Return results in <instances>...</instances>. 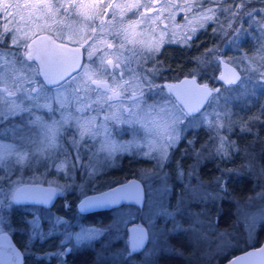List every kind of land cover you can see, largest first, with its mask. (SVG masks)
<instances>
[{
  "label": "rangeland",
  "instance_id": "obj_1",
  "mask_svg": "<svg viewBox=\"0 0 264 264\" xmlns=\"http://www.w3.org/2000/svg\"><path fill=\"white\" fill-rule=\"evenodd\" d=\"M8 3L11 4V7H8ZM61 3L65 4V8L60 9L58 14L50 17L45 14L48 9L43 8L42 5L32 7V5L38 4V0H0V11L8 7V11L14 13L16 19H20L21 16L27 17L29 14H32L33 19L40 17L37 22L42 26L44 25V21L47 20L48 25L51 26V31L47 32L53 37L59 36L61 32L67 36L70 33V28L66 25H69L71 26V31L76 33V35H74V39L76 40L87 38L91 32V28H96L98 40L112 43L116 45L117 48H119L122 42L125 43V47L119 49L117 52H114L112 49H106L104 43H99L97 45V54L91 59L85 51L86 59L83 64L92 68H95L96 65L99 64L101 55H106L107 59L115 60V56L119 55V52H123L124 56H130V49H135L138 52V49L141 47L148 50V46L157 44L159 48L166 40H179L183 42L186 35H192L191 28L195 27L196 32L197 29L200 28L199 23L202 21H200L199 17L203 14H210L205 13L204 10L210 8L215 9L218 6L217 4L214 6L211 0H189L187 7H185L184 0H159V3L154 6L159 9V11L152 13L147 12L144 6L130 11L128 5L133 3V0H114V4H119L120 7L114 6L111 9H107L108 14L102 16L99 8H92L90 6L69 9L65 0H52V10L55 11ZM140 4L149 7L153 6L151 0H140ZM171 4H180L181 7L173 8L170 7ZM25 5H28V7H24ZM219 7L221 10L217 11L215 14V21L217 20L216 28L224 35L225 42L213 49L215 50V57L212 60L214 63H218V72H220L221 63H219L218 58L219 55L222 54L225 59L234 62L242 70L244 78L241 81L242 88H240V90L233 88L235 91L233 93L239 94L235 99H233V97L228 98L229 106H226V108L220 105L222 102L221 95L226 93L225 90H223L220 91L219 96L215 94L213 96L214 98L210 99L209 105L197 115H188L183 110L184 115L179 116L180 123L177 126L179 137L184 130L189 127L193 129L203 127L202 129L209 134L208 138L204 140L205 143L203 147L204 151L207 153L204 157H210L211 154H216L215 149L219 143L220 137L226 138L227 141L234 145V147L229 149V151H232V149L237 148L236 140L232 135H238V133H243L245 130L252 131L255 127L252 126L254 123L261 127V124H264L263 121H259L262 120L261 117H251L254 109L252 105L258 101L257 99L260 98V96L263 97L260 106L262 107L264 103V4H260L258 7L256 6L253 9L255 12H253L251 17L245 14V12H250V10L248 11V8H246L239 10L238 16L232 19H229L231 13L223 11V9L229 7H226V5H220ZM187 8H191V11H188ZM237 11L236 8L232 7V12ZM133 12H136V15H133ZM141 12L145 13L144 17L139 15ZM169 15H171V19L167 18ZM157 16L165 17L159 25L153 23ZM88 17H90V19ZM246 17L248 21H246ZM53 20L63 21V23L53 24ZM141 20L143 21L142 23H137L133 27H129L130 21ZM226 20L227 22H225ZM102 21L104 28L101 32L100 26ZM208 22L210 21L204 22V26ZM3 23V16H0V32H3ZM229 23L232 24V28H229ZM165 25L167 27H165ZM20 27H24V25L21 24ZM123 28H128V32L124 33L121 31ZM233 29L239 30L238 36ZM125 36H127V40H125ZM6 39L11 43V37L7 33L0 36V43L6 41ZM27 43L31 44L30 40L27 41ZM21 45L23 50V43H21ZM1 49L6 53L7 50L5 48L1 47ZM224 50L230 51L229 55L224 54ZM137 59L139 58L137 57ZM7 60H11V58L8 56ZM93 60L96 61V64L92 63ZM13 67L16 66L9 67L5 62H0V71L6 74H12ZM131 67L137 71L146 68L144 61H142L141 64H137L136 60H134V63L132 62ZM158 76L159 74L155 76L154 83L160 85L161 88L153 89L151 92L145 94L146 103L142 105L143 110H136L134 116L136 122L134 124L117 122L112 119L107 121L104 120L105 114L111 115L113 113L119 115L121 120L128 119V114L126 112H119V106L111 111L105 106L102 110L93 109L91 111L79 112L77 108H79L80 105H78L74 99H71V102L68 103L64 109H61L59 105H53L52 111L46 108L35 109L36 112L33 113V119L30 114L29 118H26L22 125L29 134L28 140L30 141H27L28 143L30 142L29 145L33 143V148L30 149L29 146L26 145L22 151L31 153L36 158L38 166L42 165L44 167L42 164V159L44 157L51 156L50 159H55V155L57 154L56 149L60 146V144H58L59 140L64 137L67 139L68 137H73V132L69 124L74 128L77 126V119L95 116L97 127L93 129L94 135H85L80 145L78 142L74 144L76 148L77 145H79L81 155L87 154V158L91 157L87 159V163H83L84 165L91 164L92 167L97 166L98 170H100L117 162V155H122L124 152H129L131 154H133V152L153 153L154 157H162V153L166 151L168 157L169 150L176 145L177 141L171 146L166 143L168 136L171 134L168 131L167 125L172 123L171 117L178 114L177 109L181 107L164 85L157 80L159 78ZM93 78L101 80L106 79V77L103 76ZM125 79H130V77L125 76ZM10 83L9 81V84ZM3 87L4 85L0 84V88ZM92 99H96V96L92 95ZM14 103L20 104L21 100L16 99ZM41 103H43V101H41ZM23 104L27 106L26 104H28V101H23ZM125 104L131 107L130 102L125 101ZM9 107H11V105H6L3 110L7 113ZM41 112L43 113L41 114ZM62 113L64 116H72L74 119L69 120L68 123L61 124ZM212 113H219L221 115L219 124L224 125L223 127H209V122L212 121V116L210 114ZM259 113L260 111L256 110V114ZM22 114L23 112L5 115L4 119L0 120V170L2 171L9 169L12 173L18 171L20 174L24 166H28L27 164H17L16 157L11 151L13 148L19 147L20 139L17 140L9 137L11 134L9 135L8 131L21 128L15 125H10L8 128L10 123L6 124L7 120H12L11 118L13 117H19V115L23 117ZM36 117H40L38 122H35ZM212 122L214 124L216 123L215 121ZM100 124H104L107 131H105L104 128H100ZM66 128L68 130L64 132L65 134L60 135V132ZM38 133L46 134L48 144L44 143L43 145L38 141ZM66 155L68 156L63 150L60 151V157H63L61 158L62 161L65 159ZM33 164L36 167V162H33L32 166ZM81 169L85 170L83 167H81ZM160 170V168H153L143 175L146 178L144 184L147 191L145 205L143 207L124 205L114 208L112 210L111 219L108 224H106L107 226L105 225L103 228L95 224H81L74 228L73 226L76 220L72 222L71 219H67L59 214L56 215L47 208L41 212L39 211V219L37 218L36 221L32 223V227L40 229L43 221L49 218L48 223L50 226L54 227L57 231L59 230L62 234V250H64V247L67 245L78 248V246L89 244L99 239L102 240L101 246H103V250H99L100 257L107 263L148 264L151 253L153 255V253L156 254L161 249L168 250L170 247L168 243L165 244L170 239L166 241L159 236L160 232H165L164 228H162L163 220H160L159 217H163V219L167 217L158 216L155 213L159 210L161 204H163L168 211H173V205H170L168 199L173 187L167 173H160ZM53 172L54 178L48 183L57 184L59 186V192L65 195L67 189L64 185L58 183V174L61 173L56 169H53ZM259 174L264 178L263 172ZM37 176L42 177V174L38 172ZM37 176L33 179L23 181L46 182L40 179L37 180ZM8 177H12V174H8ZM200 180V186L195 189L193 188L194 191H191L189 197H186L180 205V207L183 208V211L180 213L184 216L186 215L190 220L188 235L191 236V239H193L192 241L196 242L199 249L203 252H207L210 258L215 254L219 258L220 255L226 253V250L230 248V246H239L241 240H239L237 231L231 232L227 229L218 227V224L216 225L215 223L219 209L214 207V203L217 204L218 201L221 202L223 197V191L218 186L216 180L213 181V183L203 181L202 179H199V181ZM17 181L20 183L23 182L14 177L11 185L4 181L0 183V191L7 194L6 196L0 195V199L7 198L8 203L13 202L11 193L14 188L20 184L14 183ZM225 182L226 175L223 176L221 180L224 187L226 186ZM61 183H64V181ZM165 184L167 185L168 191L162 193L161 189ZM257 184L262 185V183ZM86 193H82L81 196ZM205 193L212 194L213 198H202ZM259 199L260 195L258 190L256 198L237 205L239 218L242 220L244 228L246 229L244 232L245 236L251 242L255 240L254 238H256L258 226L261 225L263 220L262 213L264 211V205L262 206V201ZM196 202L200 203L199 207L192 204ZM57 219H59V223L56 222ZM138 219H142L147 226V230H149L151 225V242H148L149 246L147 252L144 251L141 256L126 255V251L130 250L129 238L125 239L126 245L124 240H120V237L123 235L122 233L125 232V229L128 230L132 221ZM163 222L165 224L167 221ZM83 228L98 229L103 234L94 236L91 239L82 237L80 241L77 242L76 235L80 234ZM179 228L180 227H178V229ZM174 229L177 230V227ZM69 237H71V239H69ZM175 242L183 244L180 239H175ZM162 245L164 246L161 247ZM153 249L159 250L151 252ZM114 260H116V262H114Z\"/></svg>",
  "mask_w": 264,
  "mask_h": 264
},
{
  "label": "trees",
  "instance_id": "obj_2",
  "mask_svg": "<svg viewBox=\"0 0 264 264\" xmlns=\"http://www.w3.org/2000/svg\"><path fill=\"white\" fill-rule=\"evenodd\" d=\"M240 2L241 0H219V6L226 5V7H230ZM211 3L214 6L216 4L213 3L212 0ZM260 4L263 5L264 0H246V8H248V11L250 10V12H252L251 10H253L256 6L258 7ZM245 19L248 21L247 17ZM216 24L217 20H213L205 24L203 28H198L195 36L188 44L179 40H166L157 51L149 52L147 54V56H151V59L146 61L148 64H145V66L148 69L157 66L159 67V78L157 80L162 84L165 80H174L187 74H194L198 75L203 81H209L215 87L220 86L219 90H225L227 93L221 95L222 102L220 101V105L226 108V106H229V97H233V99L237 98L236 96H238L239 93H233L235 92L233 88H237L238 90L242 88L241 81L244 78V75L239 83L232 85H228L220 79L218 74V63H214L212 60L215 57V52L213 51L209 54V50H213L218 45L225 42V37L220 30L216 28ZM21 46L22 45H20V50L22 51ZM1 47L5 48L7 53L11 47V43L8 39H6V41L0 43V51H3ZM12 51H16V49L12 48ZM247 51L250 52L249 50ZM223 52L226 55H229L230 53L228 50H224ZM9 58L12 59L11 56H9ZM215 94L216 93L211 96L212 99ZM257 100L258 101L252 105L254 109L251 117H261L262 120L259 121L264 122V103L262 107L260 106L262 103L261 101H263V97L260 96ZM256 110L260 111V113L256 114ZM35 112V109L31 113L23 112V117L19 115V117L16 116L11 118L12 120H7L6 124L10 123L8 128L10 125H15L23 129V132L19 131L20 129L8 131V134H11L9 137L18 140L21 135H23L28 140L29 134L25 128L22 127V125L25 119L29 118L30 114L33 119V113ZM42 113L43 112H41V114ZM69 125L73 132V137H68V139L64 137L60 139L58 142L60 146L56 149L57 154L55 155L56 162L62 161L61 158L63 157H60V151L62 150L64 153L68 154L67 159L69 161H72L77 155H79L80 158L79 161H77V168L71 173V178L63 173L58 174V183L65 186L67 193L65 195L63 193L60 194L53 205H23L10 202L7 203V205L0 206V221L3 222V230L9 231L13 239L16 240L17 244L23 250L25 260L24 264H62V261L63 264H109L100 257L99 250H103V246H101L102 240L99 239L94 240L92 243L85 244L84 247L78 246V248L72 252L71 259H64L63 256L53 255L54 253L64 251L61 248L63 240L62 234L59 230L57 231L54 227L50 226L48 223L49 218L43 221L40 229L32 227V223H34L37 218L39 219V211L41 212L47 208L56 215L59 214L67 219H71L72 222L76 220V222H74V228L80 226L81 224H95L103 228L106 224H108V218L111 216L107 217L105 215H97L95 211L90 213L79 212L77 202L82 193L100 190L101 188L111 186L112 184L123 181L126 177L134 175L145 181L146 178L143 176L145 172L150 171V169L153 168H160V173L166 172L172 182V187L176 188V191L172 190L168 198L170 205H173L172 209L174 210L178 205L183 203L186 197H189L191 191H194L195 188L199 187L198 185L192 186V190L190 192L178 189L179 187H182L180 183L181 180H184L185 182H188L189 179L191 182L194 181V173L191 171L207 154L204 151L203 146L205 143L204 140L208 138L209 134L202 129L203 127H200L199 129H193L192 127L186 128L177 140L176 145L169 150V156L167 157L169 160L167 161L161 162V157H154L153 153L144 155V153L133 152V154H131L129 152H125L122 153V155H117V162L109 167L98 170V167L95 166L94 168L97 170L96 175L93 179L87 180L86 170H82L79 166V164H82L83 161L79 145L82 140H84V137L81 138L80 131L77 126L73 128L71 124ZM261 125L262 127L254 123L252 126L255 127L252 131L245 130L243 133H238V135H232V137L236 140L237 148L229 151V153H231V159H226L222 156L216 157L215 163L218 168L215 171H211L210 173V169L207 168V166H203L202 168L201 179L209 183H213V181H215L218 177L222 178L225 175L227 176V172L229 171L232 172V175L230 176H233L230 185H228V183L225 184L226 186L224 188L226 190L222 192L223 197L221 202L218 201L217 204L214 203V207L219 209L217 215H219V213L222 214L218 218L220 219L219 223L217 222L218 226L231 232L237 231L241 243L237 247L230 246V248L226 250V253L221 255L222 261L236 254L238 251L244 250V248H246L251 242L245 236L244 232L246 229L244 228L242 220L239 218L237 205L246 203L247 200L256 198L258 190L260 195L259 200L262 201L264 198V178H262L261 174H259L261 172L264 173V161H262L264 159V124ZM66 130L68 129H63L60 132V135L65 134L64 132ZM37 139L43 145L48 141L46 134L44 133H38ZM73 139L79 143L77 148L73 144ZM28 141H26V145L32 149L33 143L29 145L30 142L28 143ZM197 153H199V157H197ZM192 154L195 155V160H192V158L185 160V157L188 158ZM50 158L51 156H47L42 159L44 167L42 165L38 166V163L36 162V167L34 164L33 166H24L22 173L20 174L18 171L12 173L9 169V171L5 169V171L0 170V175L4 177V182L9 185L12 184L14 177L21 181L33 179L37 176L38 172L42 174V177L37 176V180L40 179L50 182L54 178L53 169H55L53 167V160ZM158 162L161 166H158ZM8 174H12V177H8ZM62 181H64V183H61ZM257 183H262V185ZM81 185H83V188L80 187ZM112 210H108V212H112ZM159 219L167 221L165 224L162 221V228H164L165 232H160L159 236L166 241L170 239L165 244L169 243L177 255L167 257L164 253L165 249H161L159 254L161 258L160 262L157 263L158 260L156 259L150 262V264H193V261L198 260L196 258L197 254L210 257L207 252H203L201 249L197 250L196 248L192 249L186 246L184 240H193L190 238L191 236L188 235L190 220L186 217V215L184 216L180 213L174 217H167L165 219H163V217H159ZM25 221L28 222L26 223ZM177 226L180 228L178 230L174 229ZM175 239H180L183 244L176 243ZM254 239L255 240L253 242L255 243H259L264 240L263 222L260 226H258L257 235ZM163 246L164 245L161 247ZM193 258L196 259L193 260ZM114 262H116V260H114ZM111 264H113V262H111Z\"/></svg>",
  "mask_w": 264,
  "mask_h": 264
},
{
  "label": "snow or ice",
  "instance_id": "obj_3",
  "mask_svg": "<svg viewBox=\"0 0 264 264\" xmlns=\"http://www.w3.org/2000/svg\"><path fill=\"white\" fill-rule=\"evenodd\" d=\"M152 7L141 5L140 0H133V3L128 5L129 10L136 9L140 6H144L147 12L155 13L159 9L154 6L159 3V0H151ZM185 7H187L189 0H184ZM213 3H216L218 6L215 9H206L205 13L199 17L201 23L199 27H204V22L215 20L216 12L220 11L219 0H212ZM65 3L68 5L69 9L71 8H83V7H92L99 8L100 14L107 15V9H111L114 6L120 7L119 4H114V0H65ZM42 5L43 8L48 9L45 13L47 16H54L58 14L60 9L65 8V4L61 3L58 5L55 11L52 10V0H38V4L32 5V7H38ZM106 5V7H105ZM235 7L238 11L232 12V7ZM227 9H223L225 12L231 13L229 19L235 18L239 14V10L246 9V0H241L240 3L234 4ZM8 7H11V4L8 3ZM8 7H5L0 11V16H3V32H0V36L7 33L11 37V47L8 52L0 51V62H5L7 66L13 67L12 74H6L3 71H0V84H3L4 87L0 88V120L4 119L5 115H13L18 112H29L31 113L34 109H48L49 111L53 110V105H59L61 109H64L68 103L71 102V99H74L75 102L80 105L77 108L79 112L91 111L93 109L102 110L105 106L111 111L112 109L118 107L120 113L126 112L128 114V119L121 120L120 116L116 113L111 115L105 114L104 120H116L117 122H123L128 124H134V116L136 110H143L142 105L146 103L145 94L151 92L153 89L161 88L160 85L154 83V78L159 74V67L153 68H142L140 71L131 67L133 60H136L138 64L142 63L143 54L137 52L135 49H130V56H124L123 52H119V55L115 56V60L107 59L106 55H101L99 64L95 68H92L88 65L82 64L80 62L81 48H83L88 57L91 59L94 55L97 54V45L99 43H104L106 49H112L114 52L119 51L125 47V43L122 42L117 48L116 45L112 43L105 42L103 40L97 39V29L91 28L90 34L87 38L82 40L74 39L76 33L71 31V26L66 25L70 28V33L65 36L63 32L59 36H41L40 33L44 31H51V26L48 25L47 20L44 21L42 26L37 21L40 17L33 19V15L29 14L27 17L21 16L20 19L15 18V14L8 11ZM24 7H28L25 5ZM170 7L180 8V4H171ZM188 11H191V8H187ZM255 12H245V14L251 15ZM133 15H136V12H133ZM141 17H144L145 13H139ZM90 19V17H88ZM114 18V13H113ZM165 17L157 16L153 23L159 25ZM171 19V15L167 17ZM143 21H130L129 27H133L137 23H142ZM227 22V20L225 21ZM53 24L63 23V21L53 20ZM191 23V22H189ZM23 24L24 27H20ZM34 26V27H33ZM165 27H167L165 25ZM104 24L101 22L100 30L103 31ZM229 28H232V24L229 23ZM124 33L128 32V28L121 29ZM236 31L237 36L239 35V30L233 29ZM192 35H186L184 37V43L188 44L196 33V28H191ZM22 34V35H21ZM56 39H60L63 43L57 44ZM31 40L32 43L29 44L27 41ZM127 40V36H125ZM23 43V50H20V45ZM46 43L49 46L50 54L47 52L41 51V44ZM70 44H79V47L73 48L69 47ZM12 48H15L16 51H12ZM150 52H155L158 50V44L148 46ZM215 50H209L211 54ZM49 55L59 58V62L55 67H53L52 62L49 58ZM11 56V60H7V57ZM140 56L141 59H137ZM147 59H151V56H147ZM199 59V58H197ZM39 61V63H36ZM93 64H96V61H92ZM111 66V67H109ZM106 77V79H94L93 77ZM125 76H129L130 79H125ZM220 79L225 80L229 85L236 84L240 80V77L235 74L232 70V78H226L221 76ZM9 81L11 82L9 84ZM184 84H192L199 92L203 93L201 99H206L213 92L219 96V89L209 90L207 86H196L195 80L184 81ZM170 91L175 89V86H169ZM19 94V95H18ZM91 94V95H89ZM92 95L96 96V99H92ZM20 99V104H15L14 101ZM23 101H28V105L25 106ZM43 101V103H41ZM125 101L130 102L131 107H128L125 104ZM6 105H11L8 108L7 113L3 110ZM152 107V106H149ZM196 108H190L189 111H196ZM176 115L171 117L172 123L167 125L168 131L171 133L168 136L166 143L171 146L175 141L179 139L178 128L177 126L180 123L179 116L184 115L183 109L178 108ZM212 121H215L214 124L212 121L209 122V127H223L224 125L219 124L221 115L219 113H212ZM74 119L72 116H64L62 113L61 124L68 123L69 120ZM40 117L35 118V122H38ZM96 117H81L76 120L77 126L80 129V136L83 138L85 135L92 136L94 135L93 129L96 126ZM100 128H104L107 131L104 124L99 125ZM19 131L23 132V129ZM27 138L23 135L20 137L19 147L13 148L12 154L16 157V163L19 165L31 166L33 162H37L36 158L29 152L22 151L26 147ZM77 141L73 139V144H76ZM234 147V145L227 141L226 138L220 137L219 143L215 149L216 154L227 157L229 155V149ZM148 155V153H144ZM199 157V153L196 154ZM167 158L166 151L162 153L161 159ZM79 155H77L72 161L67 159V155L63 161L53 160V167L60 173L68 175L71 178V173L74 171L79 161ZM80 167L85 168L87 173V180H91L96 175V169L89 165L79 164ZM158 166H161L158 162ZM182 175V173H181ZM86 180V182H87ZM222 178H216V182L222 191H225L224 184L221 183ZM4 181V177L0 176V183ZM14 183H20L19 181ZM83 188V185L80 186ZM59 188V186H58ZM57 189H50L49 197L51 193L55 192ZM62 190V189H61ZM33 191L32 189H16L11 193V199L19 204L22 200H27L28 194ZM125 191L124 188L112 189L110 192L103 193L99 197H88L82 201L80 205V211H88L91 208L99 207L103 205H114L120 202L123 199L120 196V193ZM168 188L165 184L162 187L161 192H167ZM0 195H7L0 191ZM142 192L139 186H136L135 199L137 203L142 201ZM202 198H213L212 194L205 193ZM8 200L0 199V206L7 205ZM182 203V202H181ZM183 211V208L178 205L173 211H168L167 208L161 204L159 210L155 213L158 216L164 217H174ZM26 223L28 221H25ZM59 223V219L56 221ZM10 226V225H9ZM151 228V225H150ZM149 230L144 228L137 227L133 229V239L131 242V255L132 252H136L145 247L146 242H151V234ZM178 230V226H177ZM3 231V222L0 221V232ZM103 234L98 229L92 228H83L80 234L76 235L77 242L80 239L88 238L91 239L94 236H99ZM71 239V237H69ZM63 245V242H62ZM71 251V250H68ZM259 253L264 257V248L259 250ZM53 255L63 256L67 255V252H57ZM248 257L253 256V253H247ZM39 258V257H38ZM13 258L11 256H6L3 251H0V264H10V261ZM244 258L238 257L236 260L230 261L229 264H240V261ZM63 264V261H62ZM264 264V260H262Z\"/></svg>",
  "mask_w": 264,
  "mask_h": 264
},
{
  "label": "water",
  "instance_id": "obj_4",
  "mask_svg": "<svg viewBox=\"0 0 264 264\" xmlns=\"http://www.w3.org/2000/svg\"><path fill=\"white\" fill-rule=\"evenodd\" d=\"M40 35L41 36H52L47 31L41 32ZM30 42L32 43L31 40ZM56 43L60 44V43H63V41L56 39ZM40 47H41L42 52H47L50 54L49 46L46 43L41 44ZM69 47L76 48V47H79V44H70ZM49 58L52 62L53 67H55L57 63L59 62V58L55 56H51V55H49ZM218 59H219V63H221V69H220V72L218 73L219 77L223 75L226 78H232V70H234L235 74L240 77V80L236 82V83H239L241 79L243 78L242 70L234 62H231L230 60L225 59L222 54L219 55ZM80 62L82 64L84 62V49L83 48H81ZM37 63H39V61H37ZM193 79L195 80L196 86L202 87L206 85L209 90L220 88V86L215 87L209 81L206 82V81L201 80L198 75H194V74H187L183 77L176 78L174 80L164 81L165 88L171 93L173 98H176L181 108L184 109L186 114H189V115H196L199 112H201L204 109V107H206L207 104L209 103L210 99L212 98L211 96L215 93L213 92L206 99H201V96L203 95V93L199 92L192 84L182 83L184 81H192ZM221 80L225 82V80L223 79ZM170 85L175 86V89L170 91L169 89ZM190 108H196L197 110L189 111ZM137 185L139 186L142 192V197H143L140 203H137L135 199V192H136ZM18 188L19 189L28 188V189L33 190L28 194L27 200H22V202L19 204L38 203V204H44V205L46 204L52 205L56 201L57 197L60 195L57 184L55 185L53 183H48V182L23 181L22 183L17 185L12 192H14ZM114 188L115 189H120V188L125 189L123 193L119 194L120 196L123 197V199H121L119 203L114 204V205H103L99 207H94V208L89 209L88 211H84L83 213H90L91 211H99L102 209L110 210V209H113V207L124 205V203L137 205L139 207H143L145 205L147 193H146L144 181L138 176L134 175V176L128 177L127 179H124L123 181L112 184L111 186L104 187L96 191H90L89 193L84 194L77 202L79 211H80V205L82 201H84L86 198L99 197L103 193L110 192ZM50 189H57V190L51 193V196L49 197L48 190ZM137 227H141L147 230V227L144 224V222H142V220H139L136 223H133L129 227L130 247L132 246L131 242L134 236V233L132 230L136 229ZM261 248H264V240L261 243H259V245L249 246L247 249L238 251L236 254L232 255L231 257L223 261L221 264H229L230 261L236 260L238 257L244 258L240 261V264H262V260H264V257H262V255L259 253V250ZM0 251H3L6 256H11L13 258L10 261V264H24L25 263L23 250L17 244L16 240L13 239L11 233L7 230H3L2 232H0ZM247 253H253V256L248 257Z\"/></svg>",
  "mask_w": 264,
  "mask_h": 264
},
{
  "label": "flooded vegetation",
  "instance_id": "obj_5",
  "mask_svg": "<svg viewBox=\"0 0 264 264\" xmlns=\"http://www.w3.org/2000/svg\"><path fill=\"white\" fill-rule=\"evenodd\" d=\"M138 52L139 53H142L143 54V60L142 61H144L145 62V64L147 65L148 63L146 62V61H148V59H147V54L150 52L149 50H145L143 47H141V48H139L138 49ZM138 58L139 59H141V57L140 56H138ZM138 59V60H139ZM133 63H134V60H133ZM137 63V62H136ZM138 64V63H137ZM164 85V84H163ZM165 87V86H164ZM125 153V152H124ZM99 155V154H98ZM83 156V161H82V164L84 163V162H88L87 161V159H89V158H91V157H89V158H87V154H83L82 155ZM100 156V155H99ZM192 156V157H191ZM191 156H189L188 158H186L185 157V160H189V158H192V160H195L196 158H195V155H191ZM217 156H220V155H217V154H211V156L210 157H204V158H202L203 160L202 161H200L198 164H197V166H195V168L191 171V172H193L194 173V176H193V180L194 181H190V179L188 180V182H185L184 180H181L180 181V183H181V186L182 187H179L178 189H180L181 191H185V192H190L191 190H192V186H200L199 185V183L201 182V180L199 181V179H201V172H202V168H203V166H207V168H209L210 170H209V172L211 173V171H215L218 167H216V163H215V159H216V157ZM226 159H231V153H229V155L227 156V157H225ZM167 160H169V158H164V159H160V161L162 162H164V161H167ZM262 161H264V159L262 160ZM97 162V161H96ZM86 165V164H85ZM96 165V164H95ZM228 165V164H227ZM191 172H190V174H191ZM227 176H226V182H225V184H227L228 183V185H230V182H231V179L233 178V176H230V175H232V172L231 171H229V172H227ZM230 176V177H229ZM129 177H131V176H129ZM128 177H126L125 179H127ZM124 180V179H123ZM263 183H264V180H263ZM172 190H174V191H176V188H173ZM192 204H195L197 207H199L200 206V203L199 202H196V203H192ZM261 204H262V206L264 205V198H263V200H262V202H261ZM124 205H131V204H127V203H124ZM124 205H121V206H124ZM78 206V205H77ZM121 206H118V207H121ZM132 206H134V205H132ZM136 206V205H135ZM134 206V207H135ZM113 208H116V207H113ZM110 210H112V209H110ZM92 212V211H91ZM96 213H97V215H105V216H111L110 214H112L113 212H108V210L107 209H102V210H99V211H95ZM220 215H222L221 213H219V215H217V217H216V225H217V222L219 223V221H220V219H218L219 218V216ZM262 217H263V220H262V222L264 223V211H263V213H262ZM111 219V217H109L108 218V220H110ZM139 220H142V219H138V220H133L132 221V223L130 224V226L133 224V223H136L137 221H139ZM143 222V221H142ZM261 222V223H262ZM129 226V227H130ZM218 226V225H217ZM129 227H128V230H126L125 229V232H123L122 234V236L120 237V240H124V243L126 244V241H125V239H127V238H130V234H129ZM219 227V226H218ZM191 238V237H190ZM184 242L186 243V246L188 247V248H196L197 250H199V247H198V245L196 244V242H194V241H191L190 239H186V240H184ZM262 242V241H261ZM255 242H250V244H248L247 245V247L246 248H244V249H247L249 246H255V245H259V243H255ZM169 244V243H168ZM127 245V244H126ZM129 246V245H128ZM148 246H149V244H148V242H146V245H145V247L144 248H142V249H140V250H138V251H136V252H132L131 253V255H135V256H141V254L144 252V251H146L147 252V250H148ZM169 246H171V245H169ZM79 247H84V245H81V246H79ZM65 249H64V251L63 252H67V255H63V258L64 259H71L72 258V252H74L77 248H75V247H73V246H71V245H67V246H65L64 247ZM160 248V247H159ZM68 250H71V251H68ZM157 250H159V249H157ZM156 249H153V250H151V252H156L157 251ZM131 252V247H130V250H128V251H126V255H129V253ZM160 252H161V250H159V252L158 253H156V254H154L153 253V255H152V253L150 254V257H149V261H148V264H150V262H152V261H154V260H158L157 261V263L158 262H160V256H159V254H160ZM164 253L167 255V257H171V256H174V255H177L176 253H175V251L172 249V246L171 247H169L168 248V250H164ZM159 256V257H158ZM221 255H220V257L218 258L217 256H216V254L215 255H213L211 258L210 257H206V256H202V255H198L197 254V259L198 260H195V261H193V264H221L223 261H225V260H221ZM196 258H193V260L194 259H196ZM212 262H215V263H212Z\"/></svg>",
  "mask_w": 264,
  "mask_h": 264
}]
</instances>
